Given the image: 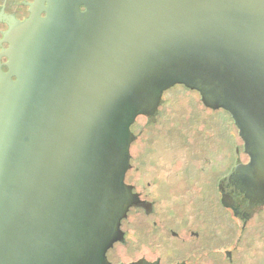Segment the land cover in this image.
<instances>
[{"label":"water","instance_id":"95a60500","mask_svg":"<svg viewBox=\"0 0 264 264\" xmlns=\"http://www.w3.org/2000/svg\"><path fill=\"white\" fill-rule=\"evenodd\" d=\"M47 1L0 40V264H112L131 129L208 132L225 172L243 148L235 191L264 204V0Z\"/></svg>","mask_w":264,"mask_h":264},{"label":"flooded vegetation","instance_id":"af4514ba","mask_svg":"<svg viewBox=\"0 0 264 264\" xmlns=\"http://www.w3.org/2000/svg\"><path fill=\"white\" fill-rule=\"evenodd\" d=\"M47 7V0H0V40L9 29L7 22L25 21L33 11L44 18ZM2 69L7 71L4 65ZM165 102L162 99L153 118H138L145 119V126L156 124ZM131 132V166L125 182L138 203L121 220L123 240L106 253L112 264H257L260 257L264 263V241L257 246L250 228L264 213V204L248 205L231 177L238 165L249 160L243 148L236 152L234 148V160L225 172L222 140L216 138L209 146L208 132L202 136L180 132L177 137L163 132L145 136L143 129ZM209 133L211 138L214 134ZM134 145H138L136 163ZM117 246L124 258L114 257Z\"/></svg>","mask_w":264,"mask_h":264}]
</instances>
